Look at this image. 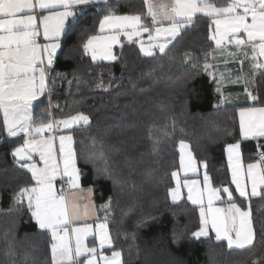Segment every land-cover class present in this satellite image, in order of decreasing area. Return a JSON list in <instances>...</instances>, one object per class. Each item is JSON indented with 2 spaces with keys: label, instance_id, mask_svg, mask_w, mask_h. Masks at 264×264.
<instances>
[{
  "label": "trees",
  "instance_id": "16d2710c",
  "mask_svg": "<svg viewBox=\"0 0 264 264\" xmlns=\"http://www.w3.org/2000/svg\"><path fill=\"white\" fill-rule=\"evenodd\" d=\"M106 8L117 15L146 11L143 0H107L80 12L61 39L49 72L51 93L35 104L34 118L48 120L49 100L59 105L56 119L76 112L89 116V125L66 133L74 138L81 183L93 189L101 219L100 206L111 201L109 230L123 264H264V192L248 201L235 197L250 210L256 235L254 247L243 250H230L213 234L193 237L199 209L186 200L174 204L169 196L181 140L207 166L213 187L232 191L227 146L240 143L245 163L264 150V139L241 138L238 110L248 105H220L204 71L203 53L214 48L208 18H195L165 53L147 57L132 42L115 50V61L96 62L83 44L98 33ZM253 77L252 105L264 107V75ZM23 139L2 135L0 141V264H50V236L38 229L26 202L14 201L21 187L33 183L12 155Z\"/></svg>",
  "mask_w": 264,
  "mask_h": 264
},
{
  "label": "snow or ice",
  "instance_id": "6c2138e0",
  "mask_svg": "<svg viewBox=\"0 0 264 264\" xmlns=\"http://www.w3.org/2000/svg\"><path fill=\"white\" fill-rule=\"evenodd\" d=\"M106 2V0H105ZM96 0H0V114L2 132L8 137L23 135V144L12 152L21 168L31 173L33 183L21 187L15 194L16 205H24L38 229L50 236V264H123L122 253L114 248L109 230L111 201L100 208L103 219L89 223L87 206L81 212L78 205H70L64 188L57 189L58 181H66L69 189H80L81 172L77 166L74 138L70 132L74 126H87L90 118L83 112L56 119L48 113V120L34 118V102L40 101L46 93L50 95L49 70L54 56L61 47V38L71 30L73 20L79 13L92 7ZM146 11L117 15L105 9L98 20V33L88 36L83 52L93 61H115V45H121V36L129 42L148 34L147 44L136 39L144 56L153 57L155 50L165 53L169 45L192 25L198 14L208 18V40L215 47L204 52V71L217 83L219 78L208 62L217 53H227L231 62L243 66L248 61L250 73L264 75V0H143ZM43 41V42H41ZM233 46L235 51H231ZM185 59L194 57L185 55ZM224 59V63L230 62ZM245 79L241 75L235 83ZM247 92V82L245 83ZM253 101L256 97L247 92ZM49 104L51 101L49 100ZM57 108L59 105L56 106ZM239 130L243 140L264 138V107H241L239 109ZM58 141V147L57 142ZM240 143L227 146V167L231 172V184L240 198L249 199L264 192V150L258 159L244 164ZM264 148V145L259 146ZM39 157V162L35 157ZM42 163V166L39 164ZM180 170L198 174L195 158L189 145L179 142ZM207 166L205 165V168ZM176 186L169 189V196L175 203L182 197L181 188H187V199L199 207V230L195 238L208 237L210 230L217 241H226L229 249L254 247L255 233L250 210H243L234 202L229 187H213L207 171L203 176V189L197 180L183 181L178 172L171 173ZM250 185V192H249ZM91 191V189H89ZM227 207L215 206L225 203ZM93 237L95 243H88ZM110 251V255L106 254ZM253 264H258L253 261Z\"/></svg>",
  "mask_w": 264,
  "mask_h": 264
},
{
  "label": "crops",
  "instance_id": "0c3cea01",
  "mask_svg": "<svg viewBox=\"0 0 264 264\" xmlns=\"http://www.w3.org/2000/svg\"><path fill=\"white\" fill-rule=\"evenodd\" d=\"M104 2H105V0H96V3H98V4L99 3H104ZM198 16H203V15L198 14ZM136 39H142L147 44V42H148V34L144 33L142 37L134 38L133 42H135ZM41 42H43V41H41ZM125 43H132V42L125 41V42H122L121 44L123 45ZM213 44H214V42H213ZM120 46L121 45H119V44L115 45L113 47V50L115 51ZM214 47H215V45H214ZM60 48L57 50V53L54 56V61H55V59H56V57H57V55H58V53L60 51ZM229 48H230L231 51H235V48L233 46H229ZM156 52H158V50H155V53ZM224 59H229L230 60V58L227 56V53H225L223 56H221L219 53H217V59L216 60L212 59L210 61V64L214 65V67L212 69H213V71L216 72L217 78H219L220 73L224 74V79L220 83V91H217V83H216V81H214L212 79V77L209 76V78L215 84L216 93H217V95L219 97L220 103L222 104V106H247V105H248L247 107L253 106L252 104L255 101L251 100L249 98L248 94H247V92H251L252 95L255 96L254 92L252 91V88H251V78H248V70H249L248 61L245 60L243 66H241V64L238 61L237 62H231V60H230L229 63L225 64L223 62ZM99 61H106V60H97L96 62H99ZM241 68H242L243 74L245 75V79H242L239 83H235L233 81L236 80L237 76L241 75ZM49 72H50V70H49ZM49 81H50V77H49ZM246 82H247V92L245 91V83ZM49 88H50V82H49ZM37 102L38 101L34 102V107H35V104ZM255 107H259V106H255ZM34 115H35V113H34ZM238 119H239V110H238ZM2 135L7 136L6 133L2 132V114H0V141L2 140ZM19 137H23V135H21ZM9 138H16V137H9ZM261 139H264V138H261ZM261 139H258V140H261ZM245 141H252V139L245 140ZM56 143H57V147H58V141ZM188 145H189V150L191 151L193 157L195 158V160L197 162L198 174L197 175H193L191 173H188L187 176H185V174L180 170V166H179V169L176 172H178V174H179L181 184H183V181L185 179L190 180V181L191 180H197V181H199L200 188L203 189V187H204V185H203V176H204V172L206 171V168H205V166L203 164L199 163V161L196 159V157H195V155H194V153L192 151L191 145L190 144H188ZM240 152H241L242 161L244 162L243 153H242V147H240ZM226 158H227V151H226ZM35 159L39 162V157L38 156L35 157ZM244 164L247 165V163H245V162H244ZM39 166H42V163H40ZM230 177H231V172H230ZM173 181H174V187H175L176 186V180L173 179ZM210 182L212 184L211 178H210ZM59 183H60V181H58L57 184H56L57 189H59ZM80 185H81L80 189H69L68 188L67 198H68L69 204L70 205H73V204L78 205L80 210H81V212H83L84 209H85V206H87L88 211H89V217L87 218V220H88L89 223H94V222H96V218L99 217V215H98L97 207H96V204H95V201H94L93 189L91 187H84L82 185V183H81V180H80ZM232 186H233L234 200H235L236 196L238 198H240L239 194L234 191L235 185L232 184ZM89 189H91V191H89ZM249 192H250V185H249ZM181 193H182V197H181V199L179 201L174 203L172 201L171 197H170L171 202L174 203V204H177V203H180V202L186 200L192 206L197 207L199 209V207L197 205H193L187 199V188H183L182 187L181 188ZM258 196H260V195H258ZM258 196H255V197H258ZM250 198H254V197L250 196ZM222 199L225 201V203L217 202L215 206L226 208L227 207V195L223 194L222 195ZM240 199H242L244 201H248L249 200V199H244V198H240ZM236 204H237V206L241 207L243 210H249L248 208L242 207L238 203H236ZM251 220H252V224H253L252 215H251ZM253 229H254V224H253ZM254 233H255V230H254ZM210 234H213L215 236V233L212 232L211 230L209 232V235ZM202 238H204V237H202ZM255 239H256V235H255ZM220 242H225L226 245H227L226 241H220ZM254 243H255V240H254ZM230 250H242V249L232 248Z\"/></svg>",
  "mask_w": 264,
  "mask_h": 264
},
{
  "label": "rangeland",
  "instance_id": "374dc122",
  "mask_svg": "<svg viewBox=\"0 0 264 264\" xmlns=\"http://www.w3.org/2000/svg\"><path fill=\"white\" fill-rule=\"evenodd\" d=\"M125 41H128L127 40V38L126 37H123V36H121V43L122 42H125ZM158 50V49H157ZM113 53L115 54V51L113 50ZM212 60V57L210 56L209 57V63H210V61ZM105 62H113V61H105ZM209 71H213V69H209ZM207 73V72H206ZM207 75L208 76H210L208 73H207ZM211 77V76H210ZM248 78H254L253 77V75L252 74H250L249 72H248ZM250 80V79H249ZM219 103H220V101H219ZM220 105H222L221 103H220ZM74 127H77V126H74ZM63 134H68V133H66V131L63 133ZM88 243H89V245L91 246L93 243H95V240H94V238L93 237H89V239H88ZM106 254H109V253H107L106 252ZM110 255V254H109ZM123 260V259H122Z\"/></svg>",
  "mask_w": 264,
  "mask_h": 264
},
{
  "label": "built area",
  "instance_id": "2783aa9c",
  "mask_svg": "<svg viewBox=\"0 0 264 264\" xmlns=\"http://www.w3.org/2000/svg\"><path fill=\"white\" fill-rule=\"evenodd\" d=\"M53 66H54V63H53ZM57 105L51 103V113H52V116L55 118V115H54V108L56 107ZM63 187L65 192L67 193L68 192V186H67V183L66 181H60L59 183V189Z\"/></svg>",
  "mask_w": 264,
  "mask_h": 264
}]
</instances>
